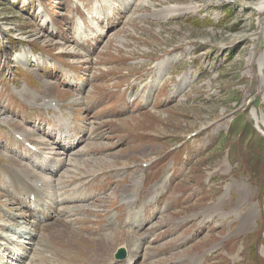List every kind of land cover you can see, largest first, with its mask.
Masks as SVG:
<instances>
[{
  "label": "rangeland",
  "instance_id": "374dc122",
  "mask_svg": "<svg viewBox=\"0 0 264 264\" xmlns=\"http://www.w3.org/2000/svg\"><path fill=\"white\" fill-rule=\"evenodd\" d=\"M261 1L0 0V178L3 169L8 177L9 168L30 167L16 131L47 148L48 159L53 152L55 162H67V184L99 174L105 189L92 202L71 201L80 187L63 195L47 183L68 212L42 226L54 237L52 250L39 245V228L0 212V227L26 231L34 253L47 249L48 261L31 264H72L61 259L68 254L90 264L102 259L104 240L107 257L142 245L136 264H264ZM46 97L75 119L83 140L76 152L60 154L63 143L53 150V140L34 130L67 117L30 106ZM9 184L0 203L22 212L4 195ZM72 211L83 215L66 219ZM143 217L149 221L133 228ZM115 223V235L102 240Z\"/></svg>",
  "mask_w": 264,
  "mask_h": 264
},
{
  "label": "bare ground",
  "instance_id": "6f19581e",
  "mask_svg": "<svg viewBox=\"0 0 264 264\" xmlns=\"http://www.w3.org/2000/svg\"><path fill=\"white\" fill-rule=\"evenodd\" d=\"M258 9L260 10V9H263L264 10V0H262L260 3H259V6H258ZM46 98H48L47 99V103L46 102H44V103H36V105L37 106H41V108L42 107H47L48 109H52L54 106H60L58 103H56L55 104V102H54V99H51L50 97H46ZM46 98H42V99H45L46 100ZM39 100V99H38ZM37 100V101H38ZM41 100V99H40ZM51 100H53V102L51 101ZM81 100V96H77V97H75L74 99H73V102H79ZM61 107V106H60ZM78 121V120H77ZM65 128H66V126H65ZM40 129V128H39ZM64 132H68L67 130H64ZM28 133V132H27ZM19 134H21V133H19ZM22 135V134H21ZM57 135V140L55 141L54 140V136H56ZM23 136V135H22ZM43 136V135H42ZM24 137V136H23ZM26 140H29L28 139V137L26 136V137H24ZM50 139H51V141L53 140V143H54V146H56L55 148H53V150H56V148L58 147V144H60V143H65V141H66V144H65V146L67 147V148H64V149H61V152H59L60 154L62 153V154H67L68 153V150L69 149H71L72 147H74V145L80 140V137L79 136H77V135H75V134H71V135H61L59 132H54L50 137H49ZM44 142V141H43ZM51 144V143H50ZM61 146V145H60ZM61 148V147H60ZM63 148V147H62ZM39 149L40 150H42V151H45L46 149H42V148H40L39 147ZM76 152V151H75ZM22 153V152H21ZM47 154V153H46ZM51 154L53 155V160H51V159H47V160H42L40 157H39V159L38 160H34L33 162H30V163H28V162H25L27 165H29L30 167H32L33 169H35V170H39L40 171V175L39 174H37L35 171H32V170H30V167H28V166H26V165H24L23 164V166H21V167H19L18 169H22V171H20L23 175H25V179L24 180H18V186H20L21 187V191H22V194H26V189L28 188V189H36V188H34L33 186H30V180H28V176H32V177H34L36 180H38V181H41L42 183H44V187L48 190V192H49V202L46 204V211L47 212H50L54 207H56V205L57 204H59V202H61L60 201V199L58 198V193H54V192H52L51 191V189H59V188H65L66 186H65V184L67 185V181H68V179L70 178V179H73V177L71 176V175H68V174H66L65 172H67V170L68 169H66V170H62V172H58V167H57V162H55L56 160H57V158L58 157H56V155H57V153H53V152H51ZM75 154V153H74ZM48 156H49V154H47ZM59 156V155H58ZM68 156V155H67ZM60 157V156H59ZM50 158V157H49ZM71 159V158H70ZM69 159V160H70ZM73 160V159H72ZM65 164L67 163V162H64ZM64 163H63V165H64ZM41 164H43L44 165V168L43 169H40V168H38L39 167V165H41ZM72 164H76L75 162H73V163H71V165ZM73 166H76V165H73ZM76 167H78V166H76ZM16 168V167H15ZM13 170H15V169H13ZM61 171V170H60ZM54 172H58L59 174H60V177L58 178V179H56V180H53L51 177H50V175H52V173H54ZM57 173V174H58ZM9 175V174H8ZM65 175H67V176H65ZM53 176V175H52ZM56 176V175H55ZM99 176V175H98ZM57 177V176H56ZM167 177V176H166ZM7 178V183H10V181H11V177L10 176H8V177H6ZM54 181V183H53V186H52V184H50L51 182H53ZM49 182V186L50 187H53V188H51V189H48V187H47V183ZM6 183V184H7ZM26 186H29V187H26ZM56 186V187H55ZM82 187H80L79 189H81ZM14 190H15V187H14ZM71 190V189H70ZM37 191H38V189H37ZM54 191H57V190H54ZM72 191V190H71ZM71 191H68L69 192V194H70V192ZM16 192V191H15ZM80 192H77V191H75V193L74 194H71V196L72 195H76L77 196V198L79 197L80 198V201H83V200H85V199H87L90 195H91V193H89L88 191H84V193L85 194H82V195H78ZM68 196V195H67ZM64 199V198H63ZM68 200V199H67ZM100 200V199H99ZM124 201L125 200H128V198H124L123 199ZM66 201V200H65ZM38 203L37 204H40V205H42V202H41V200H39L38 199V201H37ZM63 202H64V200H63ZM21 204H24L22 201L20 202ZM62 203V202H61ZM67 203V202H66ZM78 203V202H77ZM80 203V202H79ZM73 204V203H72ZM220 204H223V202H220ZM79 205V204H78ZM86 205V204H85ZM84 205V206H85ZM130 205V204H129ZM62 206V205H61ZM71 206V205H70ZM72 206H75L74 204L72 205ZM41 208H42V206H40ZM69 207V206H68ZM68 207H66V205H65V208H68ZM86 208H87V206H85ZM18 209L17 210H22L20 207H17ZM72 208V207H71ZM43 209V208H42ZM44 210V209H43ZM60 211V213H68V212H64V211H66L65 209H59ZM74 210V209H73ZM80 210H85L84 208H82L81 207V209ZM45 211V210H44ZM70 211V210H69ZM38 213H42V215H44L43 213L44 212H37L36 214H38ZM15 215L16 216H21L22 218H24L23 220L28 224L27 226H29V223L30 224H32V226H33V228L35 227V228H37L35 225H37L38 226V224L40 223V216H39V219L38 220H36V221H34V218L36 217V215H35V209L33 208L32 210H31V213L30 212H23V210H22V212H17V213H15ZM21 218V219H22ZM55 218V217H54ZM58 218H60V217H58ZM62 218V217H61ZM64 218V217H63ZM62 218V219H63ZM67 218V217H66ZM15 217H10L9 218V220L12 222V221H15ZM79 218H75L74 219V221H77ZM32 221H33V223H32ZM53 221V220H52ZM51 221V222H52ZM57 221V220H56ZM64 221H67L66 219L64 220ZM17 222V221H16ZM24 222V223H25ZM55 222V221H54ZM25 223V224H26ZM48 223H50L49 221H44L43 222V225H45V224H48ZM106 224V223H105ZM48 225H51V224H48ZM47 225V226H48ZM23 226V225H22ZM32 226H30V227H32ZM47 226H44L45 228L47 227ZM25 227V226H24ZM115 227H116V223H115V226H113V228L111 229V231H109L108 233H105L104 232V230L101 232V234H99L100 235V237H101V239L102 240H104L103 239V237L105 236V235H115ZM32 229V228H31ZM69 229H70V231H71V233H75V230H77L75 227H74V225L73 224H71L70 225V227H69ZM41 231V230H40ZM117 231V230H116ZM33 231H31L30 232V234H31V239H34L36 236H37V234H35V233H32ZM128 232V231H127ZM43 233V232H42ZM41 232L39 233V235H40V238H41V241H39L40 242V244L39 245H43V246H45L47 249H50V250H52L53 249V246H52V241H53V236H51V235H43ZM27 235V234H26ZM83 235H79L78 234V239H81V238H83L82 237ZM39 239V238H38ZM73 239L74 240H76V238H74L73 237ZM129 240H131V242L133 241V243L135 244V239L134 238H132V237H130V239ZM38 242V243H39ZM47 242H49V245H47ZM35 243V242H34ZM105 243H108V242H106L105 240H104V244H103V247L104 248H102V251H97V252H101L102 254H103V256H102V259L101 260H93L90 264H118L119 262H121V261H119V260H117V261H115V259L113 258V257H107V254H108V248H109V244H105ZM99 245V244H98ZM25 247L27 248V245H25ZM122 248L124 249V250H126L127 251V249H126V247L124 246H122ZM28 249V248H27ZM46 249V250H47ZM133 249H134V251H133ZM141 249H142V245H140V244H138V245H135L134 247H132V248H130V251L128 252V255H127V257H129V259H130V261H135V259L139 256V255H141ZM45 250V251H46ZM121 248L120 249H118V252L116 253V257H119V255H120V252H121ZM45 251L43 250L42 251V249L41 248H39L38 247V251H36L35 253H34V258H33V260L32 261H34V260H36V259H44V258H46V261H48L49 260V257L45 254ZM96 251V250H95ZM112 251H114V249L112 248ZM133 251V254H135V257H133V258H130V256H129V254L131 253ZM10 253H12L13 255H18V257H17V259H21L22 257H25V255H24V252H23V250L22 251H19L18 252V254L17 253H15L14 254V252H12V250H10L9 251ZM28 252V251H27ZM10 253H9V255H10ZM50 253V252H49ZM29 254H27V256H28ZM52 256V255H51ZM126 256V255H125ZM134 256V255H133ZM147 256H149V255H147ZM61 259H62V261L63 262H69V263H72V264H76L77 262H75L76 261V259L73 257V256H70L69 254L68 255H64V256H62L61 257ZM128 259V258H127ZM194 259H196V258H194ZM3 261V263L4 264H8L7 263V261L3 258V257H1L0 256V262H2ZM54 261V260H53ZM56 261V260H55ZM196 264H199L200 263V261L198 262V260H196V262H195ZM42 264H47V263H42ZM63 264V263H62ZM134 264V263H133Z\"/></svg>",
  "mask_w": 264,
  "mask_h": 264
},
{
  "label": "water",
  "instance_id": "95a60500",
  "mask_svg": "<svg viewBox=\"0 0 264 264\" xmlns=\"http://www.w3.org/2000/svg\"><path fill=\"white\" fill-rule=\"evenodd\" d=\"M123 256H124V254H123L122 252H120L119 257L121 258V257H123Z\"/></svg>",
  "mask_w": 264,
  "mask_h": 264
}]
</instances>
